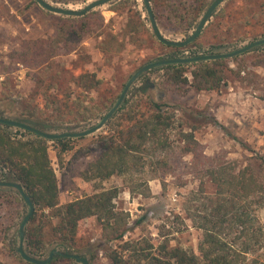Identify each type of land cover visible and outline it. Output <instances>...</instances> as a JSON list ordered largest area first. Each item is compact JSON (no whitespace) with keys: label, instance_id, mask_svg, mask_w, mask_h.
<instances>
[{"label":"rangeland","instance_id":"rangeland-1","mask_svg":"<svg viewBox=\"0 0 264 264\" xmlns=\"http://www.w3.org/2000/svg\"><path fill=\"white\" fill-rule=\"evenodd\" d=\"M47 1L78 10L93 0ZM211 1L208 0L207 6ZM90 13L100 15L104 26L98 33L87 37L77 51L53 57L45 67L17 64L10 69V74L0 75V117L37 124L48 133L81 132L96 125L116 101L96 117L74 122L67 120L68 109L56 107L59 101L47 93L45 99L49 102L54 100L56 105L43 110L40 117L31 116L25 105L36 103L43 109L45 102L44 93L38 86L39 70L63 73L61 69L82 63L106 84L112 94H120L139 67L167 58L171 53L181 52L183 56L179 58L208 52L227 53L264 38L259 28L264 23V0L225 1L199 37L180 48H165L155 43L157 40L150 31L142 0H116ZM49 14L35 1L31 5L30 0H0V55L19 48L26 41L52 35L55 20ZM156 21L162 35L173 41L185 40L196 24L186 30H171L157 18ZM236 57V61L226 59L234 73L227 74L219 92H195L190 89L184 95L170 93L164 86V69L146 75L148 89L144 96L138 94L137 98L147 97L158 101L163 110H175V119L168 134L171 147L147 157L145 165L132 172V177H111L102 183L82 179V171L93 159L92 152L87 148L96 146L95 139L104 134L106 128L94 135L73 139L74 149L66 154L61 168L50 146L48 153L60 182V203L92 194L100 186L117 187L116 210L128 215V232L124 240L147 238L155 246L165 242L169 247H181L197 253L199 231L193 227L192 217L210 207L209 199L214 194V187L205 170L221 165L237 170L248 167L250 173L264 183V46ZM141 84L140 80H136L130 87L131 94ZM35 93L40 95L30 101ZM103 95L92 91L84 95L85 104L98 103ZM127 98L132 99L130 94ZM121 110L115 117L121 114ZM192 110L202 111L213 119L197 118L192 122ZM192 124L194 130H190ZM16 129L11 127L12 131ZM161 160L164 165L154 164ZM0 181H3L1 175ZM11 193L20 200L15 196L9 197V202H3L4 207L0 209V229L10 223L6 233L0 234V264H17V259H21L17 253V232L27 207L15 191ZM251 208L255 209L252 213L258 221L264 224V208ZM80 237L77 246L70 247L71 251L85 257L89 264H109L101 250L107 241L95 219L83 222ZM58 243L48 244L41 254H29L44 259ZM25 250L27 252L26 245ZM59 264L77 263L70 259V262Z\"/></svg>","mask_w":264,"mask_h":264},{"label":"trees","instance_id":"trees-1","mask_svg":"<svg viewBox=\"0 0 264 264\" xmlns=\"http://www.w3.org/2000/svg\"><path fill=\"white\" fill-rule=\"evenodd\" d=\"M150 2L158 22L171 30H186L196 22L208 0ZM30 3L33 5L34 1L30 0ZM49 16L55 20L54 33L26 41L6 55H0L1 76L10 74V69L17 64L45 67L51 58L77 51L87 37L98 33L104 26L103 18L96 13L79 18ZM259 28L264 33V23ZM149 37L152 39L150 34ZM155 43L169 48L160 42ZM172 54L159 60L177 58ZM237 59L233 57L231 60ZM157 69H164L165 88L180 95L190 89L219 92L227 74L234 73L226 59L169 64L144 73L139 78L141 86L133 89L134 94L128 91L123 99L119 108L121 114L108 120L105 133L95 139L96 146L87 148L93 159L81 173L84 181L102 183L111 177H132V172L145 165L147 157L171 147L168 134L173 127L175 110H163L158 101L142 98L148 89L146 75ZM47 70H39L38 86L44 96L47 93L52 95L59 104L56 105L54 100L49 102L46 96L43 109L36 103H27L25 108L31 116L40 117L43 110L56 105L68 109V121H86L118 99L119 94H112L106 84L82 63L61 69L63 73H45ZM92 91L110 95H103L98 103L89 106L85 104L84 95ZM128 94L132 99L127 98ZM138 94L142 96L137 98ZM36 95L40 94L35 93L30 101L35 100ZM190 115L192 122L197 118L213 119L202 111L192 110ZM23 123L42 130L37 124ZM194 128L192 124L190 130ZM72 142L70 138L48 141L28 131H12L10 126L0 124V175L3 180L18 182L34 204V213L24 230L28 253L41 254L48 244L56 241L60 246H77L81 239V225L86 220L95 219L107 241L101 250L109 264H264V224L258 221L252 213L255 209L251 208H264V183L250 173L248 167L237 170L221 165L205 170L214 194L209 199L210 207L192 217L193 227L199 231L197 253H194L181 247H169L165 242L155 246L147 238L124 240L128 232V215L116 210L117 187L100 186L92 194L61 204L60 182L48 150L53 147L57 165L61 168L66 154L74 149ZM259 158L263 159L262 156ZM154 164L165 163L161 160ZM0 189V209H3V202L8 203V198L15 195L11 193L12 189ZM146 190L148 193V187ZM15 198L20 200L18 196ZM9 228L10 223L0 229V234L4 235ZM61 262H70V259L58 257L47 264ZM17 264L32 263L17 259Z\"/></svg>","mask_w":264,"mask_h":264},{"label":"water","instance_id":"water-1","mask_svg":"<svg viewBox=\"0 0 264 264\" xmlns=\"http://www.w3.org/2000/svg\"><path fill=\"white\" fill-rule=\"evenodd\" d=\"M42 9H44L46 12L61 16V17H71V18H79L83 17L86 14L94 11L95 9L102 7L106 4H110L116 0H93L89 3H87L83 8L74 10L66 7H60L57 5H53L52 3L48 2L47 0H34ZM145 11L147 14V20L148 25L150 28V31L154 38L160 42L161 44L169 47H185L188 44L195 41L199 35L201 34L204 27L207 25V23L212 19L213 15L216 13V11L220 8V6L227 0H212L209 5L204 9L201 16L199 17L198 21L195 24L193 32L188 35V37L183 41H173L165 38L162 33L160 32V29L158 27L156 18L153 13V9L151 6L150 0H142ZM259 46H264V38L257 39L255 41H252L251 43L235 49L231 52L227 53H211V54H197L191 57H182V58H173V59H166V60H156L154 62L145 64L141 67H139L128 79V81L125 83L121 93L118 96V99L113 104V106L107 111V113L102 117V119L94 126L90 127L87 130L81 131V132H65V133H48L42 130H39L35 127H32L26 123L14 121L10 119H5L0 117V124L7 125L13 128H17L23 131H28L30 133H33L35 135H38L44 139H47L48 141H53L59 138H70V139H76L81 137H87L96 134L97 132L103 130L106 127V122L113 118L119 111V108L122 104L123 99L125 98L127 92L129 91L130 87L134 84L136 80H138L144 73L147 71H150L154 68H159L165 65L169 64H192V63H198V62H206L216 59H231L233 57L242 55L248 51L253 50L254 48H257ZM150 87H152V84H149ZM0 188L3 189H12L15 191L20 198L22 199L23 203L27 207V212L23 216L22 221L18 228V247H17V253L19 254L20 258L24 260L25 262L32 263V264H47L50 261H52L55 258L58 257H65L68 259H72L77 264H89L88 260L85 257H82L79 254L74 253L70 250L69 247L56 245L54 249H52L46 258L39 259L36 258L25 250V233L24 230L27 226L29 218L34 213V204L29 198L28 195H26L24 189L22 186L14 181V180H3L0 181Z\"/></svg>","mask_w":264,"mask_h":264},{"label":"flooded vegetation","instance_id":"flooded-vegetation-1","mask_svg":"<svg viewBox=\"0 0 264 264\" xmlns=\"http://www.w3.org/2000/svg\"><path fill=\"white\" fill-rule=\"evenodd\" d=\"M172 54V53H171ZM172 55H174V56H176L177 58H179L180 57V55H181V52H174ZM179 56V57H178ZM181 56H183V55H181ZM139 80V79H138Z\"/></svg>","mask_w":264,"mask_h":264}]
</instances>
